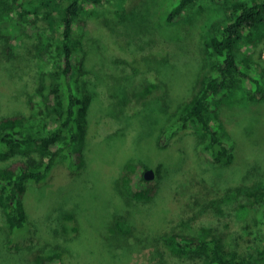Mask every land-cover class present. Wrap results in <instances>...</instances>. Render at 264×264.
Here are the masks:
<instances>
[{
	"label": "rangeland",
	"instance_id": "obj_1",
	"mask_svg": "<svg viewBox=\"0 0 264 264\" xmlns=\"http://www.w3.org/2000/svg\"><path fill=\"white\" fill-rule=\"evenodd\" d=\"M177 1L126 0L123 9L110 5L79 27L86 69L81 82L93 92L84 165L73 170L63 160L46 180L30 184V224L7 240L10 259L0 264H36V256L59 248L67 250L63 264H203L178 260L160 242L167 232L200 235L203 227L230 249L264 246V218L250 213L256 199L250 192L264 187V97L248 99L240 87L223 99L219 118L234 148L230 163L207 158L201 133L176 131L180 108L210 72L205 33L223 16L221 4L199 0L169 23ZM7 34L3 24L0 115L30 108L31 98L44 107L38 89L50 81L52 68L38 53L44 45L15 49ZM248 47L264 69V39ZM167 129L173 136L162 142ZM129 164L154 169L150 201L121 192ZM121 215L133 229L124 238L110 229ZM5 223L0 215L2 231Z\"/></svg>",
	"mask_w": 264,
	"mask_h": 264
},
{
	"label": "trees",
	"instance_id": "obj_2",
	"mask_svg": "<svg viewBox=\"0 0 264 264\" xmlns=\"http://www.w3.org/2000/svg\"><path fill=\"white\" fill-rule=\"evenodd\" d=\"M125 1L0 0V27L7 25V36L14 39L15 49L29 44L44 45L38 53L52 66L50 81H43L38 89L44 107L31 98L30 108L16 107L0 115V215L6 222V228L3 231L0 228V259H10L4 245L30 224L26 204L30 184L46 180L63 160H67L73 170L84 165L93 92L81 82L86 69L81 54L82 36L77 31L110 5L123 9ZM197 1L178 0L170 9L167 21H178ZM210 1L223 8V16L214 20L205 33L211 57L210 72L180 108L175 126L178 132L201 133L203 151L211 162L230 163L234 148L219 118V110L223 99L234 88H244L245 97L251 100L264 97V69L252 61L248 47L264 39V0ZM254 65L259 70H255ZM46 78L47 75L45 81ZM173 133L165 130L162 142L169 140ZM147 169L148 166L129 164L119 181L121 192L140 201H150L156 194V186L152 179L145 177ZM238 187V191H242L243 187ZM250 195H256L250 213L255 218H264V187L252 190ZM110 229L115 236L123 238L133 232L122 215ZM202 230L200 235L176 230L167 232L160 242L178 260L198 259L203 264H264V246L256 250L230 249L213 230L206 227ZM66 253V249L59 248L47 257L36 256L34 262L63 264Z\"/></svg>",
	"mask_w": 264,
	"mask_h": 264
},
{
	"label": "water",
	"instance_id": "obj_3",
	"mask_svg": "<svg viewBox=\"0 0 264 264\" xmlns=\"http://www.w3.org/2000/svg\"><path fill=\"white\" fill-rule=\"evenodd\" d=\"M154 176H155V171H154V169L149 168V169H147V170L145 171V177H146L147 179H153Z\"/></svg>",
	"mask_w": 264,
	"mask_h": 264
}]
</instances>
